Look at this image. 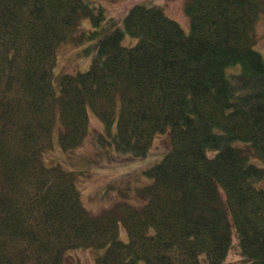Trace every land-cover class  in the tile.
Here are the masks:
<instances>
[{"label": "trees", "instance_id": "trees-1", "mask_svg": "<svg viewBox=\"0 0 264 264\" xmlns=\"http://www.w3.org/2000/svg\"><path fill=\"white\" fill-rule=\"evenodd\" d=\"M185 10L189 33L142 3L122 26L110 17L80 32L96 40L91 66L61 74L57 91V46L84 16L100 26L103 9L0 0V264H64L77 246L105 247L97 264H225L234 231L245 261L264 264V59L254 48L264 0H188ZM126 33L137 42L122 44ZM90 108L105 128L116 121L119 153L144 156L169 134L164 156L141 171L142 206L95 214L74 174L44 163L58 115L60 144L72 148L88 134Z\"/></svg>", "mask_w": 264, "mask_h": 264}, {"label": "rangeland", "instance_id": "rangeland-1", "mask_svg": "<svg viewBox=\"0 0 264 264\" xmlns=\"http://www.w3.org/2000/svg\"><path fill=\"white\" fill-rule=\"evenodd\" d=\"M91 4L102 8L104 18L100 26L92 23L88 16L80 19L71 36L60 43L56 48V62L53 66V81L58 88L59 76L63 73H77L87 70L92 63L93 52L86 49L95 39L78 40L77 34L92 29L102 30L101 27L110 17H116L119 25H123V18L127 10L135 3L146 5L159 4L165 13L177 20L184 31H190V19L186 13L185 5L188 0H88ZM258 40L254 48L264 59V16L257 24ZM137 37L126 33L122 44L133 45ZM242 69L240 62L226 66L227 74L239 72ZM90 128L84 142L76 147L64 148L59 141V131L62 128L59 115L52 131V146L42 151V159L47 165L60 164L71 171L80 190L83 204L93 213L113 208L116 203L126 201L142 206L147 197L142 196L138 190L150 182L141 171L159 161L169 148V134L159 132L154 138L153 145L144 156H135L131 152L119 153L115 149L114 135L117 130L116 121L107 129L101 118L90 108ZM102 133L101 141L97 134ZM127 155V156H126ZM119 237L128 240V232L123 223L119 226ZM238 234L233 232V246L225 258V264H249L245 261L239 245ZM105 247L77 246L65 253L64 264H97V256ZM202 258L204 254L201 255Z\"/></svg>", "mask_w": 264, "mask_h": 264}]
</instances>
